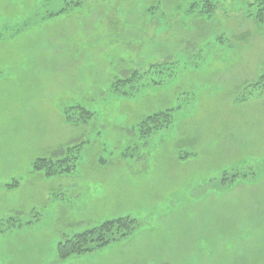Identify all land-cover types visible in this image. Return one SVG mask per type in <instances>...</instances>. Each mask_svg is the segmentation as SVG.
Wrapping results in <instances>:
<instances>
[{"label":"rangeland","instance_id":"obj_1","mask_svg":"<svg viewBox=\"0 0 264 264\" xmlns=\"http://www.w3.org/2000/svg\"><path fill=\"white\" fill-rule=\"evenodd\" d=\"M253 2L0 0V264H264ZM69 148L72 174L34 171ZM125 217L127 239L59 259Z\"/></svg>","mask_w":264,"mask_h":264},{"label":"trees","instance_id":"obj_2","mask_svg":"<svg viewBox=\"0 0 264 264\" xmlns=\"http://www.w3.org/2000/svg\"><path fill=\"white\" fill-rule=\"evenodd\" d=\"M209 8H203L204 12H210L213 9L212 4ZM207 6V5H206ZM251 12L249 16L253 17L257 25L264 27V0H254L250 4ZM209 9V10H207ZM135 77V76H134ZM132 80L130 79V82ZM86 120H89L92 113L89 111L84 112ZM161 122L162 127L158 126V122ZM172 123V117L169 113L156 115V117H149L145 122L148 125L149 132L152 130H160L166 128L165 125ZM152 124L153 127L150 126ZM163 125L165 127H163ZM75 148L67 149L64 151L63 158L54 160L40 159L34 163V171L42 173L47 178H53L55 176L72 174L76 167L78 156ZM139 228V223L136 219L131 217L120 218L116 220L107 221L98 228H94L88 232L78 234L71 239L64 242H60L56 249L58 257L61 261H65L73 256H82L85 254L98 251L107 245L127 239Z\"/></svg>","mask_w":264,"mask_h":264},{"label":"crops","instance_id":"obj_3","mask_svg":"<svg viewBox=\"0 0 264 264\" xmlns=\"http://www.w3.org/2000/svg\"><path fill=\"white\" fill-rule=\"evenodd\" d=\"M12 236H13V235L11 234V235H10V236H8V237H11V240H12V239H13V237H12ZM8 237H7V238H8Z\"/></svg>","mask_w":264,"mask_h":264}]
</instances>
